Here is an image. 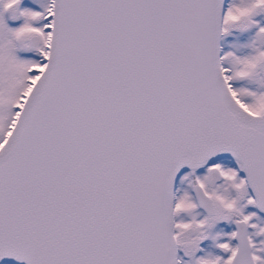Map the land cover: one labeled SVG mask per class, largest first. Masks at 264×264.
Here are the masks:
<instances>
[{
  "label": "snow or ice",
  "instance_id": "snow-or-ice-1",
  "mask_svg": "<svg viewBox=\"0 0 264 264\" xmlns=\"http://www.w3.org/2000/svg\"><path fill=\"white\" fill-rule=\"evenodd\" d=\"M0 264H264V0H0Z\"/></svg>",
  "mask_w": 264,
  "mask_h": 264
}]
</instances>
